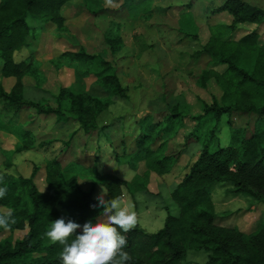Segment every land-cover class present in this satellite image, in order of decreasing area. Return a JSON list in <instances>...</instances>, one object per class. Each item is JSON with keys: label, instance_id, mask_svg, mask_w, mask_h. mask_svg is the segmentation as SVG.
Segmentation results:
<instances>
[{"label": "trees", "instance_id": "1", "mask_svg": "<svg viewBox=\"0 0 264 264\" xmlns=\"http://www.w3.org/2000/svg\"><path fill=\"white\" fill-rule=\"evenodd\" d=\"M67 1L0 0V56L3 59L0 73L14 78L8 90L0 85V114L8 123L21 109L31 107L38 113L54 114L57 119L71 115L89 133L98 127V116L108 106L111 96H127V87L113 63L83 47L64 50L52 61L59 64L67 60L77 77L93 74L107 92L106 96L61 86L55 96L56 106H51L23 95V75L30 74L36 81L41 78L33 52L20 60L14 57L16 50L36 37L35 28L26 18L38 17L60 29L64 23L60 10ZM129 8L122 3L117 10L122 15ZM211 12L226 13L230 21L207 23L209 35L192 55L208 56L211 66L204 67L195 81L205 89L212 84L218 86L221 92L220 95L211 92V100L202 101L201 112L190 115L192 127L183 136L181 146L184 147L180 150L187 152L189 145L198 147L195 159L179 178L157 184L158 188L169 189L159 201L166 210L163 225L156 231L139 226L127 233L118 229L127 239L124 251L131 256L127 264H184L190 249L204 250L205 264H264V219L249 234L235 224L219 223L211 196L214 184L229 182L233 193L250 195L264 204V39L260 33L264 8L247 0H223ZM240 24H255V27L235 38L232 34ZM104 41L113 53L121 44L118 35L106 34ZM248 54L253 57L251 68L240 63V57ZM216 65L221 69L215 68ZM183 107L176 103L168 111L146 113L136 120L138 133L132 155L144 160L145 170L130 181L109 172H97L85 188L78 181L73 165L63 166L57 157L45 164L43 190L34 181L35 171L29 176L0 173V187L8 189L7 195L0 198V214L11 211L15 220L7 230L27 227L14 241L0 238V264H62L59 257L62 246L52 243L45 233L52 221L62 216L81 225L89 220L95 222L102 212L101 208L91 206L96 203L93 192L97 184L104 186L107 199L121 197L124 186L133 200L134 211L144 209L145 200H137V196L147 190L150 173L168 174L178 162L177 155L167 152V147L169 139L177 137L178 129L189 116ZM233 111L252 116V124H234L230 117ZM224 114L229 115L230 128V142L226 145L220 143L217 134ZM20 130L23 138L14 151L33 146L31 130L24 127ZM4 231L0 228V236Z\"/></svg>", "mask_w": 264, "mask_h": 264}, {"label": "rangeland", "instance_id": "2", "mask_svg": "<svg viewBox=\"0 0 264 264\" xmlns=\"http://www.w3.org/2000/svg\"><path fill=\"white\" fill-rule=\"evenodd\" d=\"M247 1L264 8V0ZM222 2L223 0H68L60 10L64 17L60 29L50 21L28 15L26 19L35 28L36 37L16 50L14 57L20 60L33 52L41 78L36 81L30 74L22 76L23 95L26 98L56 106L55 96L61 86L106 96L107 92L93 74L77 77L67 60L59 64L52 61L60 52L77 50L79 47L90 53H98L113 63L122 84L127 87V96H111L108 106L98 116V127L89 133L82 131L78 121L71 115L66 119H57L54 114L38 113L36 109L29 107L21 109L12 122L8 123L0 114V173L29 176L35 171L34 181L43 190L45 164L52 157H57L63 166L73 165L83 187H87L91 178L98 174L94 164L97 167L104 165L103 162L111 157L115 163L123 164L122 168L129 165L132 171H141L144 162L140 157L129 155L138 133L136 120L146 113L168 111L177 103L184 105L183 110L189 116L178 129L177 137L170 138L168 142L167 152H174L178 158L175 169L160 177L165 184L179 178L197 155L196 146L189 145L187 152L180 150L184 147L181 146L183 136L192 127L190 115L201 112L202 101H210L211 92L219 95L221 92L213 84L209 89L196 84L197 75L211 64L207 62L208 56L203 54L196 57L192 53L206 41L209 35L208 22L230 21V16L226 13L211 12ZM122 3L130 8L121 15L117 9ZM104 9L111 11H99ZM262 24L260 33L264 39V23ZM239 27L232 34L235 38L252 30L255 24H240ZM106 34L121 38L120 47L114 53L104 41ZM2 61L0 56V68ZM240 63L251 68L252 55H242ZM215 68L221 69L218 65ZM13 82V77H3L0 73V85L5 90ZM230 117L237 125L249 126L253 122L252 116L237 111H233ZM228 118V114L222 115L217 131L222 145L230 142ZM21 127L31 130L33 146L28 150L14 151L23 138ZM9 162L10 166L6 167L5 164ZM103 169L104 166L101 170ZM158 179L159 176H153L147 190L141 191L142 199L151 204V208L137 213V226L146 231L158 230L166 216L163 205H154V201H160L169 191L166 186L157 187ZM230 186L229 182H219L212 186L216 221L235 224L243 233L249 234L264 219V204L250 195L233 193ZM100 190L101 186L98 185L93 195L96 197ZM122 190L129 196V191L124 186ZM129 198L122 203L134 210ZM26 231L27 227L24 226L5 230L0 238L14 241ZM206 255L204 250L190 249L184 264H205Z\"/></svg>", "mask_w": 264, "mask_h": 264}, {"label": "clouds", "instance_id": "3", "mask_svg": "<svg viewBox=\"0 0 264 264\" xmlns=\"http://www.w3.org/2000/svg\"><path fill=\"white\" fill-rule=\"evenodd\" d=\"M7 187H0V198L7 195ZM104 186L95 197L93 208L102 212L95 222L89 220L83 225L73 219L60 217L52 221L45 235L52 243H59L62 250L59 257L62 264H127L131 256L124 248L125 235L137 227V212L122 203V197L107 199ZM140 195L137 200H141ZM15 223L13 212L0 214V228L7 230ZM81 229L79 233L77 230ZM70 237H74L70 239Z\"/></svg>", "mask_w": 264, "mask_h": 264}, {"label": "crops", "instance_id": "4", "mask_svg": "<svg viewBox=\"0 0 264 264\" xmlns=\"http://www.w3.org/2000/svg\"><path fill=\"white\" fill-rule=\"evenodd\" d=\"M80 126V125H79ZM83 131V130H82ZM26 150H28V149H26ZM124 152V151H123ZM129 155H132V151L129 153ZM116 159V158H115ZM140 160H142L143 162H144V160L143 159H140ZM99 162V161H98ZM104 163V165H100L99 167H97V164L95 165L94 163V167L96 168V170L98 171V173H105V172H109V173H112V174H114V175H117L118 177H120V178H122V179H125V180H127V181H130L133 177H134V175L135 174H141L144 170H145V165H144V163H142L143 165V168H142V170L141 171H138V170H136V171H132L131 169H130V167H128L127 165V167H125V168H122L124 165L123 164H121V163H115V161H113V158L111 157V159L110 160H106V161H104L103 162ZM104 166V169L103 170H101V168ZM169 174V173H168ZM167 174V175H168ZM164 175H166V174H164ZM164 175H157L156 173H154V172H151L150 173V179H149V182H148V184L149 185H151V181H152V177L153 176H159V181H161V178L162 177H160V176H164ZM156 179V178H155ZM155 179H153V180H155ZM158 181V182H159ZM90 183H91V181H89V185L87 186V187H85V188H88L89 186H90ZM99 184H97L96 185V188H95V190H94V192L93 193H95V191H96V189H97V186H98ZM100 186H102V185H100ZM128 191V190H127ZM129 193V192H128ZM122 201H124V200H126V198L127 197H130L131 198V196H130V194H129V196L128 195H126L125 194V192L122 190ZM129 198V201H130V206L131 205H133V209H134V203H133V200H132V198L130 199ZM151 204H149V203H146V207L144 208V209H142L141 211H139V212H137V213H141V212H143V211H146L147 209H149V208H151V207H149ZM154 205H158V207H159V201H154Z\"/></svg>", "mask_w": 264, "mask_h": 264}]
</instances>
